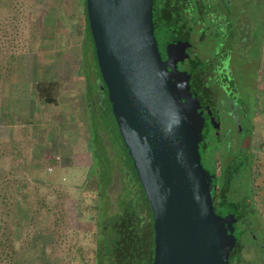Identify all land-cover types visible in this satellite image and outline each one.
<instances>
[{
  "label": "rangeland",
  "instance_id": "374dc122",
  "mask_svg": "<svg viewBox=\"0 0 264 264\" xmlns=\"http://www.w3.org/2000/svg\"><path fill=\"white\" fill-rule=\"evenodd\" d=\"M13 2L0 0V65L9 72L3 76L6 82L0 90V264H95L98 239L104 238L105 245L110 246L115 237L102 229L99 219L111 222L124 200L139 202L140 187L136 181L130 182V163L110 131L102 132V150L106 154L99 151L102 154L98 158L93 150L86 68L80 72L85 29L83 1L24 0L25 6L15 7L20 8L17 14L21 11L17 20L12 18ZM254 3L255 0H246L242 11L243 20L252 22L253 43L250 47L235 44L239 52L234 62L240 67L234 72L235 87L241 89L242 98L251 101L257 95L253 100L252 141L255 178L252 176V182L249 174L235 178L226 196L237 202L244 194L250 195L248 204L254 210L249 220H258L264 227L255 157L259 149L264 150V49H259L264 0L261 5ZM61 14L69 16L67 22L61 20ZM12 26V31L16 27L13 33ZM155 31L160 45L166 44ZM208 38L211 39L206 33L203 45L204 52L210 54L217 42L210 44ZM10 54L17 59L9 58ZM36 80L53 82L51 93L56 102L46 104L37 98ZM90 98L91 107L98 110L96 93ZM224 141L222 137L220 143L213 144L202 160L212 173L215 169L225 171L227 154L223 156L221 148ZM100 164L109 169L103 195L96 186ZM3 183L10 188L3 190Z\"/></svg>",
  "mask_w": 264,
  "mask_h": 264
},
{
  "label": "water",
  "instance_id": "95a60500",
  "mask_svg": "<svg viewBox=\"0 0 264 264\" xmlns=\"http://www.w3.org/2000/svg\"><path fill=\"white\" fill-rule=\"evenodd\" d=\"M85 1L102 87L150 206L152 264H228L235 220L216 212L217 179L199 151L202 106L161 56L152 0Z\"/></svg>",
  "mask_w": 264,
  "mask_h": 264
},
{
  "label": "flooded vegetation",
  "instance_id": "af4514ba",
  "mask_svg": "<svg viewBox=\"0 0 264 264\" xmlns=\"http://www.w3.org/2000/svg\"><path fill=\"white\" fill-rule=\"evenodd\" d=\"M152 2L154 33L161 56L166 59L171 55L172 64L178 69L180 76L189 82L190 89L197 95L202 106V113L197 115L204 123L203 140L199 144L201 160L210 153L213 144L220 143L221 138L225 137L226 141L221 148L224 151L222 155L227 154L226 169L216 176L220 182L217 190L223 179L227 178L228 171H231L227 180L230 186L235 178L241 176L245 178L247 174L252 182L253 100L257 99V95L256 98L252 96L251 101L249 99L245 101L241 89L235 87L234 72L236 67H240L234 62L238 58L236 54L238 50L234 49L235 44L250 47L253 43L252 22L246 23L243 20L242 11L246 0H152ZM161 15L163 18L159 21ZM161 28L169 32L170 40L165 38L166 33L160 32ZM168 29H174V32ZM155 30L159 32V37H162V43L164 39L167 41L166 44L160 45ZM206 33L211 38L206 39L207 42L210 44L217 42V46L215 44L212 46L213 52L210 54L204 52ZM263 33L260 50L264 49ZM261 64L260 62L259 66ZM100 88L103 90L101 84ZM96 95L97 104L103 109L104 95L99 90L96 91ZM250 111H253L252 115ZM235 133L238 136H235ZM250 198L248 194L240 197L244 204L234 214L218 213L222 217L235 220L233 233L235 243L229 254L228 264H264L262 231L264 227L258 220L252 223L249 220V215L254 210V206L248 204ZM246 207L249 208L248 211L245 210ZM107 224V220H103L104 228Z\"/></svg>",
  "mask_w": 264,
  "mask_h": 264
},
{
  "label": "trees",
  "instance_id": "16d2710c",
  "mask_svg": "<svg viewBox=\"0 0 264 264\" xmlns=\"http://www.w3.org/2000/svg\"><path fill=\"white\" fill-rule=\"evenodd\" d=\"M30 1V0H29ZM83 1V9H84V18H85V29L83 32V59L82 64L80 66V72H82V67L86 68V82H87V103H88V109L90 111V120L92 121L91 127L93 126L92 133L90 132V137L92 138V144H93V150L95 153V156L98 158L101 156V154H106L102 150V148L105 146L103 143V135L102 132L104 131H110L112 135V139L116 140L117 146L121 145L122 149L125 152L124 157L128 158V161L130 163L129 168L130 172L128 173L129 176L132 178L130 179V182L136 181L139 185V191H140V200L139 202L133 201V200H124L121 205H119L118 213L115 214L114 218H112V221H107L108 224L104 228L102 226V229H108L112 234L115 235L112 244L110 246L105 245L104 238H99L98 242L96 244L95 249V264H152L153 256H154V228H153V220L151 216L150 206L146 199L145 193L141 187V184L137 178L135 169L133 167L132 161L128 155L127 149L125 145L123 144L121 140V136L119 134L117 125L114 120V116L111 111V107L108 101L106 89L103 88L101 90L100 84L103 85L100 71L98 68L97 60H96V54H95V48L93 44V39L91 36L89 23L87 19L86 14V1ZM163 1V0H162ZM165 1H172V0H165ZM260 2V3H259ZM263 0H255L254 4H262ZM13 7L17 6H25L24 0H14ZM153 7V2H152ZM20 8H15V12L12 13L13 20H17L19 17V13L17 14V11ZM153 9V8H152ZM17 10V11H16ZM61 20L64 22H67V19H69V16H66L65 14L60 15ZM153 18V16H152ZM163 18H159V21ZM155 21L158 19H154ZM154 24V22H153ZM16 25V24H14ZM14 26L11 27V33L16 31L15 29L12 31ZM3 27L0 25V30L2 31ZM167 30V28H166ZM169 30V29H168ZM170 32H174V29H170ZM161 33H166L165 38L170 40L169 32L160 29ZM3 32H1L2 35ZM168 33V34H167ZM33 35V31L31 32V37ZM33 38V37H32ZM7 42V41H6ZM10 44L15 45V43L10 42ZM14 54V53H13ZM15 57V55H14ZM90 57V58H89ZM9 58L17 59V57L13 58V55H9ZM89 58V59H87ZM22 57L19 56V62H22ZM85 60V61H84ZM87 61V62H86ZM94 63V65L92 64ZM1 64V61H0ZM9 72H7L6 69L0 65V90L3 89V76L7 75ZM11 74V73H10ZM94 79L93 81H91ZM38 98L42 99L46 104L54 103L56 102L55 96H53L52 88L54 86L53 82H49V80H36L35 82ZM99 90L100 93H103L105 103L104 108L102 109L101 106H98L99 109L95 110L93 107H91V98L90 95L92 93H96V91ZM94 91V92H93ZM89 96V97H88ZM98 105V104H97ZM97 114H99L97 118ZM89 125V129H90ZM27 127V126H26ZM26 129V128H25ZM116 130V134L114 132ZM92 135V136H91ZM99 151L102 153L100 154ZM215 165H217V162L214 161ZM104 165V164H103ZM101 166L98 170L99 178L96 181V186L99 188V193L103 195L104 189L109 183V174L107 167ZM226 169V166H225ZM224 169V170H225ZM231 171H228L227 178H224L220 187H218V190L216 191V212L219 213L220 211H217V209L221 211H225L228 214H234L238 211L239 207L242 205L241 200L239 201H232L227 198V192L230 189V184L227 182L229 179V173ZM221 173V172H220ZM220 173L215 169V172L212 174L216 176H219ZM129 178V177H128ZM217 178V177H216ZM4 188L3 190L6 191V187L8 189L10 188V185L7 183H3ZM5 195V194H4ZM2 194V199L4 204L7 203V198ZM100 195V196H101ZM251 206V204L249 205ZM246 211L249 210L248 207L245 209ZM221 213V212H220ZM103 220L106 219H99V221L103 223Z\"/></svg>",
  "mask_w": 264,
  "mask_h": 264
},
{
  "label": "crops",
  "instance_id": "0c3cea01",
  "mask_svg": "<svg viewBox=\"0 0 264 264\" xmlns=\"http://www.w3.org/2000/svg\"><path fill=\"white\" fill-rule=\"evenodd\" d=\"M30 89L32 90L31 87H30ZM31 90H30V93H31ZM35 95L38 98L36 87H35ZM31 97H33V96L31 95ZM31 111H32V104L30 105V113H29L30 117L33 116ZM46 123H48L47 120H46ZM255 157L257 158L256 168H257V171L259 172V173L257 172V176H256V179H257V193H258V197H259V203H261V206L263 208V209L261 208V210L264 211V150H260L259 149L258 153L256 154ZM254 169H255V167H253V170ZM253 177L255 178L254 175H253Z\"/></svg>",
  "mask_w": 264,
  "mask_h": 264
}]
</instances>
